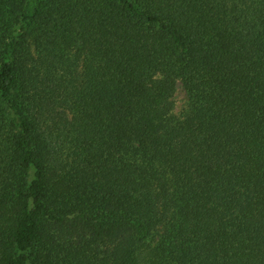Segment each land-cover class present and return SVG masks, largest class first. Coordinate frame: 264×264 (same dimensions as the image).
Returning a JSON list of instances; mask_svg holds the SVG:
<instances>
[{"label":"trees","instance_id":"obj_1","mask_svg":"<svg viewBox=\"0 0 264 264\" xmlns=\"http://www.w3.org/2000/svg\"><path fill=\"white\" fill-rule=\"evenodd\" d=\"M0 264H264V0H0Z\"/></svg>","mask_w":264,"mask_h":264},{"label":"rangeland","instance_id":"obj_2","mask_svg":"<svg viewBox=\"0 0 264 264\" xmlns=\"http://www.w3.org/2000/svg\"><path fill=\"white\" fill-rule=\"evenodd\" d=\"M173 102L174 111L175 113L179 114L186 102V94L180 83L178 84L177 89L173 95Z\"/></svg>","mask_w":264,"mask_h":264}]
</instances>
